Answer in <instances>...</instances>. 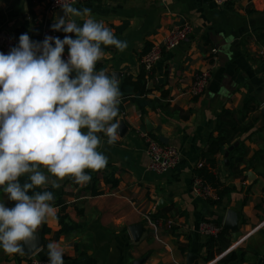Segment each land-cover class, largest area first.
I'll list each match as a JSON object with an SVG mask.
<instances>
[{"label": "crops", "instance_id": "0c3cea01", "mask_svg": "<svg viewBox=\"0 0 264 264\" xmlns=\"http://www.w3.org/2000/svg\"><path fill=\"white\" fill-rule=\"evenodd\" d=\"M46 1L0 0V30L14 34L24 29L32 41H38L35 16ZM73 6L90 8L95 19L103 20L117 38L128 43L123 52L104 47V58L97 63V71L115 74L119 80V139L108 145L99 134L104 144L98 150L108 158L107 170L96 182L100 194L90 195L71 177L58 180L68 231L58 234L60 206H54L55 217L37 230L44 244L31 256L49 261L47 244L56 242L64 250V264H133L140 259L142 264L264 262V126H258L264 105V63L257 55L264 46V0L223 5L213 0H89ZM60 16L56 11L50 22ZM185 22L191 26L188 38L163 53L147 81L148 93L140 95L132 87H122L126 77L138 76L146 49ZM64 54L68 58L67 46ZM206 69L210 71L206 89L199 96L191 95L195 74ZM228 111L250 130L234 136L243 148L235 155L238 162L231 171L224 165L230 145L216 157L213 172L232 188L216 205L192 191L193 170L208 137H216L218 126L229 120ZM144 135L174 146L180 155L177 166L164 174L148 171ZM108 174L117 180L115 186L105 182ZM0 202L15 205L2 189ZM230 210L237 215V239L224 228ZM204 221L227 230L220 251L208 261L205 244L210 236L199 231ZM136 225L142 227L137 240L130 231ZM237 250L245 251L242 263L223 262ZM189 254L195 256L192 261ZM25 258L6 254L0 247V264H18L19 259L24 264Z\"/></svg>", "mask_w": 264, "mask_h": 264}, {"label": "clouds", "instance_id": "9594fccd", "mask_svg": "<svg viewBox=\"0 0 264 264\" xmlns=\"http://www.w3.org/2000/svg\"><path fill=\"white\" fill-rule=\"evenodd\" d=\"M57 3L64 15L52 30L75 39L46 36L34 42L24 33L18 46L0 52V189L15 202L14 207L0 202V247L10 255L38 246L37 230L55 217V196L47 187L59 188L58 180L66 177L88 184L92 177L86 170L99 171L108 163L98 150L104 144L99 134L108 145L119 139V80L97 71V63L104 47L123 52L128 43L90 8L74 7L75 0ZM22 177H27L23 183ZM47 248L49 264H64L58 243Z\"/></svg>", "mask_w": 264, "mask_h": 264}, {"label": "built area", "instance_id": "2783aa9c", "mask_svg": "<svg viewBox=\"0 0 264 264\" xmlns=\"http://www.w3.org/2000/svg\"><path fill=\"white\" fill-rule=\"evenodd\" d=\"M88 1L89 0H75L73 5L82 4ZM213 1L217 5H223L230 2H236L238 0ZM59 8L61 7L57 3V0H47L41 14H39V16H35V20L39 26L38 41L42 42L46 36L57 37L55 32L51 31L48 26L51 23V16ZM190 32L191 26L187 22L183 23L179 27L171 29L166 33L161 41L153 43L150 49L141 56L140 65L144 67L145 71L148 73L161 60L164 52L175 50L188 38ZM15 46L16 40L14 35L6 30H0V52L7 54ZM53 46H55L54 43ZM257 55L264 63V46L259 49ZM63 58L66 60L67 56L64 54ZM209 79L210 71L207 69L196 73L189 87V93L193 96L201 95L206 89ZM144 136L147 142L145 155L148 159V171L155 174H164L177 166L180 160V155L174 146L168 144L163 145L156 140L149 138L147 135ZM198 165L200 166L201 164L199 163ZM192 191L203 200L217 198L214 191L209 186L204 185L198 178L193 179ZM168 223L171 222L168 221ZM221 228L222 227L211 222L204 221L199 224L200 233L210 237H217ZM24 264H49V261L37 260L34 256H29L25 258Z\"/></svg>", "mask_w": 264, "mask_h": 264}, {"label": "trees", "instance_id": "16d2710c", "mask_svg": "<svg viewBox=\"0 0 264 264\" xmlns=\"http://www.w3.org/2000/svg\"><path fill=\"white\" fill-rule=\"evenodd\" d=\"M28 1L30 4H34V2L35 4L44 2V0H28ZM52 24L53 23H50L48 26L51 31H53L51 27ZM53 32H55L56 36L59 37L60 39H64L65 35L73 36V34H66L63 31H53ZM24 33H27L29 35V33L24 29H18L14 32L13 35L16 40V46H18L19 44L20 35ZM151 46L152 44L149 46V48L146 49L145 53L150 49ZM152 75H153V68L147 73L144 67L141 66L140 72L138 76L136 77V79H132L129 76L126 77L122 83V87H132L134 92L140 95H145L148 93V89L146 87L147 81H149L152 78ZM233 116H234V112L228 111L227 117L229 118V120L226 121V123L223 124L221 127L218 126L217 136L208 137L206 150L202 152L200 156L199 163L201 165L195 166L193 170V178L200 179L204 185L209 186L214 191L217 198L216 199L210 198V199L205 200L211 204H216V205L220 204L223 198L226 196V194L230 190H232V188L225 186L223 182L220 180V178L213 172L214 169L216 168V157L222 154L224 147L229 146L234 143L235 141L234 136L237 135V133L239 135H242V134L247 133L250 130L249 126L241 125V119L235 120ZM242 148H243L242 143H239L238 146L234 147V149L229 152L228 159H229L230 171L232 170L233 165L238 162V161L234 162L235 155L239 153L240 151H242ZM106 170L107 168L105 167L99 171H88L92 179L88 184L84 185L83 190L88 191L90 195L92 196L100 194V191L96 189V182L98 181L99 175H101ZM26 179L27 177H22L21 183L25 182ZM104 180L106 183L110 184L111 186H115L117 184V180L113 178L112 174H108L107 176H104ZM40 190H43V189H40ZM47 190L52 191L54 193V196H55L54 206H60V213L57 215V220L61 228L58 234L66 233L68 231V228H67L68 218H67V215L64 213L65 206L62 205L61 199H60L62 195V191L59 188H52V187H47ZM225 233H227V230L221 228V231L219 232L217 237H209L207 239L206 244H205L206 256L204 257L206 261L214 257V252L220 251L222 247L221 240ZM244 257H245V251L237 250V251L231 252L223 262L242 263L245 259ZM18 264H21L20 259L18 260ZM262 264H264V262H262Z\"/></svg>", "mask_w": 264, "mask_h": 264}, {"label": "water", "instance_id": "95a60500", "mask_svg": "<svg viewBox=\"0 0 264 264\" xmlns=\"http://www.w3.org/2000/svg\"><path fill=\"white\" fill-rule=\"evenodd\" d=\"M57 12H59L61 15H64V12H63L62 8H59L57 10ZM259 116H260V121L258 123V126L262 127V126H264V105L260 108ZM160 141H162V140H160ZM237 145H238V142H234L224 152V165H225V168H227L228 165H229V160H228L229 152L232 151L234 149V147H236ZM224 228L225 229H229L232 232V235H233L234 239H237V237L239 235V232L237 231V215H236L235 212H233L231 210L227 212L226 218L224 220ZM141 230H142V227L139 226V225L132 226L130 228L132 236H133V238L135 240L138 239L139 233H140ZM38 238H39V245L38 246H32V245H26L25 246V252L23 254L25 257L31 256L38 248H40L44 244V240H43V238L40 235H38ZM194 257L195 256L189 254V258H190L191 261L194 259ZM142 262H143V260L140 259V260L135 261L133 264H142ZM261 263H262V260L258 259L256 264H261Z\"/></svg>", "mask_w": 264, "mask_h": 264}]
</instances>
